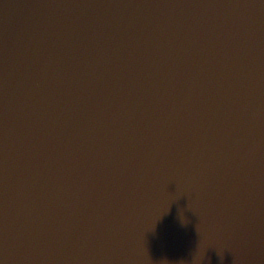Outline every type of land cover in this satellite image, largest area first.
<instances>
[{
	"label": "water",
	"instance_id": "water-1",
	"mask_svg": "<svg viewBox=\"0 0 264 264\" xmlns=\"http://www.w3.org/2000/svg\"><path fill=\"white\" fill-rule=\"evenodd\" d=\"M0 264H264V0H0Z\"/></svg>",
	"mask_w": 264,
	"mask_h": 264
}]
</instances>
